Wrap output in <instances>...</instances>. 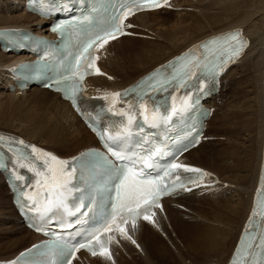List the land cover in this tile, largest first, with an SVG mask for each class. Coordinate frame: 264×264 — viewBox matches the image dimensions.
<instances>
[{"label": "bare ground", "instance_id": "1", "mask_svg": "<svg viewBox=\"0 0 264 264\" xmlns=\"http://www.w3.org/2000/svg\"><path fill=\"white\" fill-rule=\"evenodd\" d=\"M210 1L216 6L213 14L197 11L205 0H171L158 10L129 17L125 25L132 27L125 28L138 39H131L134 35L129 38L122 35L110 41L97 52L101 74L84 81L89 94L117 90L193 42L230 27L240 28L249 41L237 59L243 70L232 84L229 79L225 84L221 81L226 75L223 74L218 94L209 101L212 108L214 104L218 108L222 106L220 114L226 111L221 127L213 130V123L219 118L217 108L207 120L200 142L182 156L184 162L202 167L209 175L186 194L162 201V210L156 209L154 224L140 220L135 229L129 226L127 231L135 244L110 233L115 237L109 245L112 260L79 252L73 264L226 263L249 214L260 168L264 121L260 95L264 70V0ZM21 2L0 0V29L27 28L36 35L48 36L45 20L24 11ZM20 5L16 15L3 13L17 10ZM173 5L177 12L158 14ZM13 58L12 52H3L0 48V89L5 93L0 94V130L17 134L60 156L92 145V135L55 93L30 85L25 89L10 88L6 67ZM227 93L231 96L228 100ZM0 191V260H6L39 237L17 221L1 179ZM224 195L229 197L219 200ZM199 201L205 202L198 204ZM179 240L180 245L176 242Z\"/></svg>", "mask_w": 264, "mask_h": 264}, {"label": "snow or ice", "instance_id": "2", "mask_svg": "<svg viewBox=\"0 0 264 264\" xmlns=\"http://www.w3.org/2000/svg\"><path fill=\"white\" fill-rule=\"evenodd\" d=\"M90 4L91 7L86 8L80 17L53 27V31L64 38L66 55H63L58 69H53L54 76L50 86L62 91L65 98L71 100L76 110L85 116L89 127L103 142L108 153L120 163H114L107 156L95 152L66 161L34 145H27L23 140L0 136V149L11 153L12 163L27 169L36 177L32 191L22 193L23 199L29 201L28 205L22 203V208L35 212L45 222L59 212L73 216L81 208L87 207L91 210L93 205L96 206L99 216L96 224L86 230L79 240L45 232L53 238L42 245L33 246L35 252L30 249L21 254L22 257L30 259L18 258L13 264H48L46 260L36 259L37 256L50 258L52 264H73L81 250H86L92 257L112 260L109 245L115 237L110 233H116L135 244L126 230V225L131 222L135 229L136 222L141 218L154 224L155 213L151 210H162L160 200L163 196L172 195L177 190H191L186 186L181 171L195 174L186 178L192 184L209 175L199 168L177 162L178 156L169 149L167 143L155 142L149 147H142L137 141L141 150H128L127 145L133 139L134 125L137 124L138 117L143 119L144 125L170 131V126L183 118L195 103L191 93L181 97L179 104L177 96L172 95L169 108L165 101L157 102L154 96L149 98L150 94L186 88L190 82L199 83L200 90H203L207 81L215 79L229 63H234L247 47V41L243 40L239 31L226 33L169 61L129 92L106 94L103 99L111 102L107 110L114 116L126 117V123L118 122V129L115 124L102 127L100 114L86 115L81 111L77 100L78 94L84 90L85 77L101 74L96 67V53L111 40L127 34L125 27H132L130 24L125 25L129 17L140 11L166 6L168 0H90ZM130 92L135 93L136 104L129 105L128 110L117 111L116 104ZM136 131L143 133V125ZM141 139L145 144L149 143L147 139ZM184 150H187L186 146ZM166 157L171 159L165 160ZM5 167L7 165L4 156L0 155V168ZM153 170L156 175L152 174ZM13 171L15 174V170ZM16 175L17 179L22 178L19 174ZM76 180L84 181L85 187L81 188L74 183ZM77 192L81 195L75 197L74 193ZM105 192L114 193L108 197L107 204L103 203ZM69 200L79 203L70 205ZM82 215L87 216L88 212L85 211ZM257 216L264 221V184L258 189L257 201L249 219V225L253 227L250 229L246 226L230 264H264V228L257 231L254 226ZM74 223H80V220L77 219ZM62 226L71 228L74 224L68 222ZM32 227L44 232V224H33Z\"/></svg>", "mask_w": 264, "mask_h": 264}, {"label": "rangeland", "instance_id": "3", "mask_svg": "<svg viewBox=\"0 0 264 264\" xmlns=\"http://www.w3.org/2000/svg\"><path fill=\"white\" fill-rule=\"evenodd\" d=\"M206 2L204 3H202V5H199L200 7H198V9H197V11L198 12H200V13H206V12H209V13H211V14H213L214 12H215V7L216 6H214V2L212 1H208V0H205ZM208 8V9H207ZM177 9V8H176ZM175 9V6L173 5V6H171L170 8H168V9H165L166 11L165 12H160V13H158V14H160V15H166V14H168V12L169 11H172L171 12V14L172 13H175V12H177V10ZM180 10V9H179ZM20 12V9H19V7L17 8V10H9V11H4L3 13L5 14V15H7V16H10V15H16L15 13H19ZM171 14H169V15H171ZM177 15L179 14V11H178V13H176ZM169 15H167L166 17H168ZM172 18V20H175V18L173 19V17H171ZM170 18V19H171ZM10 18H8V20H9ZM161 19V18H160ZM168 20V19H167ZM134 34L132 33H130V34H128V35H125V37H127V38H129V37H131V36H133ZM135 37V38H134ZM131 39H138V38H136V35H134L133 37H131ZM141 39V38H140ZM162 41V40H161ZM161 41H159V42H161ZM240 62L239 63H237L236 65H234V66H232L230 69H229V71H228V73H227V75L224 77V79H223V81H227V79H229V84H232L233 83V81H237L238 80V78H239V75H240V73L242 72V66L240 65ZM229 77V78H228ZM225 88H227V85L225 86ZM1 93H3V94H5L1 89H0V94ZM228 98L230 99L231 98V96L230 95H228V93H227V99L226 100H228ZM218 101V100H217ZM216 101V102H217ZM222 105V104H221ZM215 108L217 109V105L215 106ZM218 109H220V111H219V114H218V116H219V118H220V120H219V118L218 119H216V121L213 123L214 125V127H213V130H215V128L217 127L218 129L221 127L220 126V124H222V118H223V116L226 114V111L224 110V111H222V114H220V112H221V110L223 109L222 108V106L221 107H219ZM225 112V113H224ZM214 132V131H213ZM244 132V131H243ZM239 143H241L242 144V141H239ZM0 194H1V191H0ZM226 196H228V195H224L223 197H221L219 200H226ZM229 197V196H228ZM205 201H199V203L198 204H202V203H204ZM17 234V233H16ZM6 236H8V237H10L9 235H8V233L6 234ZM17 236L19 237L20 235H19V233L17 234ZM17 236H14V237H17ZM162 237L164 238V236L162 235ZM180 239H182L181 238V236L179 235L178 236ZM10 238H12V237H10ZM177 243H178V245H180V240L179 241H176ZM168 244V243H167ZM169 247H170V245H168ZM120 254L121 255H123V256H125L122 252H120ZM141 254V253H140Z\"/></svg>", "mask_w": 264, "mask_h": 264}]
</instances>
